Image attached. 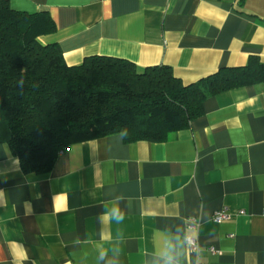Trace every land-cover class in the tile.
<instances>
[{"label":"crops","instance_id":"crops-1","mask_svg":"<svg viewBox=\"0 0 264 264\" xmlns=\"http://www.w3.org/2000/svg\"><path fill=\"white\" fill-rule=\"evenodd\" d=\"M8 1L49 13L56 31L40 42L69 66L120 58L190 85L264 63V0ZM204 111L166 142L73 144L46 174H25L0 144V264H160L166 244L180 264H264V83L210 97ZM222 210L230 218L217 223Z\"/></svg>","mask_w":264,"mask_h":264},{"label":"trees","instance_id":"trees-1","mask_svg":"<svg viewBox=\"0 0 264 264\" xmlns=\"http://www.w3.org/2000/svg\"><path fill=\"white\" fill-rule=\"evenodd\" d=\"M48 12L0 0V144L25 174H46L73 144L120 134L126 143H162L204 114L215 95L264 83V63L218 70L185 85L168 67L140 71L125 59L92 56L69 66Z\"/></svg>","mask_w":264,"mask_h":264},{"label":"clouds","instance_id":"clouds-1","mask_svg":"<svg viewBox=\"0 0 264 264\" xmlns=\"http://www.w3.org/2000/svg\"><path fill=\"white\" fill-rule=\"evenodd\" d=\"M110 218L115 220L117 223H121L124 220V213L119 209H113L110 211ZM107 252H100V259H104ZM160 258V264H180L179 260L175 255V250L170 245L165 247L158 252Z\"/></svg>","mask_w":264,"mask_h":264},{"label":"built area","instance_id":"built-area-1","mask_svg":"<svg viewBox=\"0 0 264 264\" xmlns=\"http://www.w3.org/2000/svg\"><path fill=\"white\" fill-rule=\"evenodd\" d=\"M229 218H230V215L228 214L226 210L218 211L213 214V220L217 223L228 220ZM196 227H197V224L195 222H190L189 229H196ZM187 243L192 252H195V253L198 252L199 246L195 238H188Z\"/></svg>","mask_w":264,"mask_h":264}]
</instances>
